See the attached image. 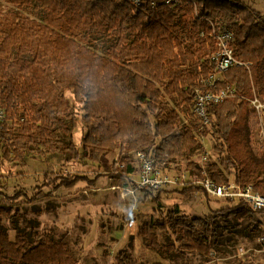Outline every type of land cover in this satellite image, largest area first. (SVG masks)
I'll list each match as a JSON object with an SVG mask.
<instances>
[{
  "label": "trees",
  "instance_id": "1",
  "mask_svg": "<svg viewBox=\"0 0 264 264\" xmlns=\"http://www.w3.org/2000/svg\"><path fill=\"white\" fill-rule=\"evenodd\" d=\"M0 2L36 7L35 17H30L0 5L4 158L21 162L28 154H62L68 160L84 156L100 162L105 153L120 148L126 175L137 170L127 152L144 151L157 166L167 168L202 146L198 135L211 133L221 154L210 166L213 176L222 182L226 169L237 181L252 183L264 193V155L255 157L250 147L246 100L253 85L264 97L261 12L241 0H157L139 5L130 0ZM214 27L233 31L231 45L242 64L226 70L220 85H235L238 95L209 103L211 125L200 128L194 120L184 123L181 112L192 107L197 89H206L201 80L215 71ZM98 40L105 43L102 52L94 48ZM75 104L86 129L82 150L72 136L78 122ZM187 166L199 174L195 162ZM82 179L47 174L39 198L46 187L72 188ZM188 191L203 190L200 186L180 190ZM36 197L21 192L5 201ZM12 211V205L0 204V264H78L68 245L51 233L32 230L12 240L3 223L4 217L16 214ZM226 211L238 219L254 213L242 202ZM180 212L176 206L162 222L142 226L140 233L148 245L164 251L156 230L172 228L184 240V248L210 254L218 244L215 216L188 219ZM119 264H125L121 257Z\"/></svg>",
  "mask_w": 264,
  "mask_h": 264
},
{
  "label": "rangeland",
  "instance_id": "2",
  "mask_svg": "<svg viewBox=\"0 0 264 264\" xmlns=\"http://www.w3.org/2000/svg\"><path fill=\"white\" fill-rule=\"evenodd\" d=\"M241 1L264 15V0ZM0 5L6 10H19L35 17L36 7L23 8L6 2ZM94 48L102 52L105 43L98 40ZM254 90L258 93L255 85L247 97H251ZM69 97L74 103L70 94ZM169 104L174 107L172 99ZM75 106L78 122L72 136L82 150L81 140L86 129L82 111ZM248 109L250 147L254 156L261 158L264 148L256 136L258 119L249 101ZM181 116L184 123L194 120L200 124L190 106ZM198 138L202 146L191 156L177 159L164 168L177 176L180 183L167 184L158 190L140 187L138 172L124 174L120 148L105 153L100 162L84 156L68 160L62 154L51 157L28 154L20 162L4 158L0 146V204L12 205V212L16 213L13 217H4L3 223L12 240L18 233L32 230L51 233L56 240L68 245L78 264H119L120 257L125 264H264V244L260 241L264 231L263 214L254 212L250 217L238 219L226 211L233 204L215 202L204 191L180 192L183 188L197 186L193 183L197 173L187 166L189 162H195L198 167L208 163L210 170L211 164L221 157L217 140L211 133L198 135ZM136 152L126 154L134 160ZM206 153L209 159L202 163ZM223 172L224 180L228 177L236 180L234 173L226 169ZM47 174H68L83 179L72 188L46 187L44 196L39 198V187ZM21 192L37 197L5 201L8 196ZM176 206L180 208V216L188 219L215 216L219 225L218 244L210 254L184 248V240L172 228L156 230L158 243L166 246L164 251L148 245L140 233L142 226L162 222L167 211ZM198 229L201 230L202 225H198Z\"/></svg>",
  "mask_w": 264,
  "mask_h": 264
},
{
  "label": "built area",
  "instance_id": "3",
  "mask_svg": "<svg viewBox=\"0 0 264 264\" xmlns=\"http://www.w3.org/2000/svg\"><path fill=\"white\" fill-rule=\"evenodd\" d=\"M136 5L145 1L154 4L157 0H130ZM214 38L216 39V50L212 54L215 63V71L201 80L202 86L206 89L198 88L194 104L191 107L192 112L200 120V128L209 126L212 122L208 114V104L218 103L227 97L238 95L236 86L232 84L220 85L223 81V73L229 68L241 65L242 62L235 57L234 48L231 45L233 31L227 27H214ZM247 65V64H246ZM250 107L258 119V129L256 136L264 148V97L259 93L253 92L251 97H246ZM5 109L0 104V128L5 121ZM209 159V154H205L202 163ZM134 164L139 176V185L143 188L158 190L167 184H178L180 181L177 176L171 175L164 168L157 166L153 158L144 151H137L135 154ZM208 163L199 166V174L193 183L200 186L205 195L215 202L224 201L230 204L240 202L248 206L252 211L264 215V193L257 190L252 183H243L231 178L220 182L210 172ZM264 244V231L260 237Z\"/></svg>",
  "mask_w": 264,
  "mask_h": 264
}]
</instances>
